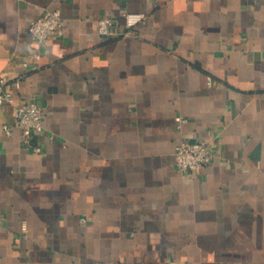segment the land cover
Returning a JSON list of instances; mask_svg holds the SVG:
<instances>
[{
    "label": "crops",
    "instance_id": "0c3cea01",
    "mask_svg": "<svg viewBox=\"0 0 264 264\" xmlns=\"http://www.w3.org/2000/svg\"><path fill=\"white\" fill-rule=\"evenodd\" d=\"M127 10L137 36L99 34ZM0 75L44 122L28 143L0 105V264H264V0H0Z\"/></svg>",
    "mask_w": 264,
    "mask_h": 264
},
{
    "label": "built area",
    "instance_id": "2783aa9c",
    "mask_svg": "<svg viewBox=\"0 0 264 264\" xmlns=\"http://www.w3.org/2000/svg\"><path fill=\"white\" fill-rule=\"evenodd\" d=\"M146 13L141 11L127 10L123 13L124 29L116 31L117 20L112 16H104L98 21V32L101 35L117 34L121 37L137 36V26L146 20ZM65 19L60 8L48 10L44 14L36 17L30 23L32 38L39 44L55 33H63ZM211 82V77H208ZM21 85V76L7 78L0 75V105L11 104L14 107L15 123L21 128L23 138L26 142L32 143L33 138L44 130L43 108L35 100L18 99L15 89ZM187 118L176 116V125L181 128ZM4 132L8 135L13 133V126L4 125ZM36 151H40L38 144H33ZM213 152L204 139H182L176 145L175 159L179 169L201 173L206 165L212 160ZM85 220V217L82 218ZM26 222L23 228L26 229Z\"/></svg>",
    "mask_w": 264,
    "mask_h": 264
}]
</instances>
